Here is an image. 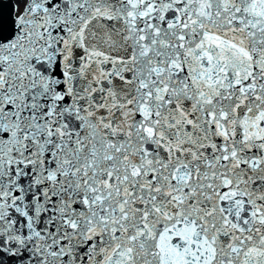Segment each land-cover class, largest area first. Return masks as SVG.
Returning <instances> with one entry per match:
<instances>
[{"label":"snow or ice","instance_id":"snow-or-ice-1","mask_svg":"<svg viewBox=\"0 0 264 264\" xmlns=\"http://www.w3.org/2000/svg\"><path fill=\"white\" fill-rule=\"evenodd\" d=\"M15 9L0 264H264V0Z\"/></svg>","mask_w":264,"mask_h":264},{"label":"water","instance_id":"water-1","mask_svg":"<svg viewBox=\"0 0 264 264\" xmlns=\"http://www.w3.org/2000/svg\"><path fill=\"white\" fill-rule=\"evenodd\" d=\"M15 6V0H0V26L5 29H10L13 26L18 15Z\"/></svg>","mask_w":264,"mask_h":264},{"label":"bare ground","instance_id":"bare-ground-1","mask_svg":"<svg viewBox=\"0 0 264 264\" xmlns=\"http://www.w3.org/2000/svg\"><path fill=\"white\" fill-rule=\"evenodd\" d=\"M16 4H17V0H15Z\"/></svg>","mask_w":264,"mask_h":264}]
</instances>
